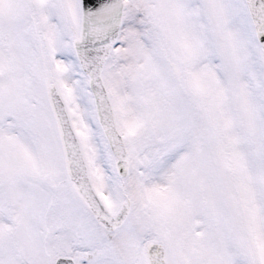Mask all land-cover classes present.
Listing matches in <instances>:
<instances>
[{"label":"snow or ice","instance_id":"6c2138e0","mask_svg":"<svg viewBox=\"0 0 264 264\" xmlns=\"http://www.w3.org/2000/svg\"><path fill=\"white\" fill-rule=\"evenodd\" d=\"M0 264H264V0H0Z\"/></svg>","mask_w":264,"mask_h":264}]
</instances>
